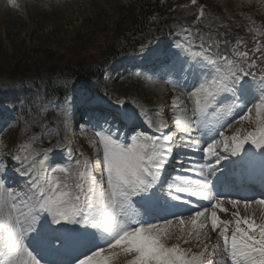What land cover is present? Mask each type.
I'll use <instances>...</instances> for the list:
<instances>
[{
    "label": "snow or ice",
    "instance_id": "1",
    "mask_svg": "<svg viewBox=\"0 0 264 264\" xmlns=\"http://www.w3.org/2000/svg\"><path fill=\"white\" fill-rule=\"evenodd\" d=\"M204 18L201 6L174 42L148 50L153 68L171 78L172 127L160 111L108 112L102 98L73 88L55 107L65 131L70 112L88 114L94 160L77 149L56 162L53 149L35 147L43 135L10 153L14 168L0 156V264H264V194L220 190L251 149L264 172V29L251 23L249 48L219 28L203 33ZM243 122L252 127L232 130ZM179 148L202 152L205 163L173 175Z\"/></svg>",
    "mask_w": 264,
    "mask_h": 264
},
{
    "label": "rangeland",
    "instance_id": "2",
    "mask_svg": "<svg viewBox=\"0 0 264 264\" xmlns=\"http://www.w3.org/2000/svg\"><path fill=\"white\" fill-rule=\"evenodd\" d=\"M149 1L153 0H18L20 7L16 9L8 5L7 0H0V82L5 83L0 86V112L6 113L4 118H0V148L7 146L6 154L15 152L28 137L43 135L35 147L53 149L54 156L50 158H55L54 161L77 155V149L86 158L95 159L89 143L93 131L88 124V114L83 109L74 114L70 112L65 131L63 117L55 107L56 101L64 100L72 93L64 99L52 101L40 96L29 109L25 103L22 106L21 103L9 102L8 90L20 88V85L36 80L40 75L41 78L57 76L74 80V70L85 68L87 64L98 69L103 63L99 62L101 58L127 49L118 37L132 25L139 5L142 7ZM201 6L205 18L204 23L197 27L203 33L209 31V26L213 31L219 28L227 32L234 43L237 24H244L248 29L254 21L264 29V0H197L196 5H191L190 0H169L158 14L145 22L146 28L136 40L164 34L165 27L172 30L185 27L195 19ZM221 25L225 27L220 28ZM178 35L164 34L161 39L153 37L144 50L129 51L121 56L103 69L102 79L98 81L95 78L88 92L102 98L100 107L105 111L115 112L120 107L113 102L127 101L124 109L139 112L143 107L149 115L160 111L172 126L173 107L178 105L172 101L175 94L172 84L166 83L170 77L157 78L162 72L153 68L154 61L148 50L156 49L161 42H174ZM138 72L142 75L137 76ZM7 76H11L9 83L4 80ZM155 81H158L157 85ZM73 88L77 93L81 91L79 87H71L70 90ZM12 105H15V111H12ZM167 106L170 114L168 110L163 112ZM140 123L145 131L152 134L153 130L143 124L142 119ZM241 124L252 126L247 122ZM238 126L239 123H233L232 130ZM226 134L230 135L231 130ZM42 144L47 145L40 147ZM7 158L11 160L9 155ZM15 176L18 182H23L17 173ZM256 211L258 213L259 209ZM226 217L231 218L229 215ZM114 264H124L123 257L117 258Z\"/></svg>",
    "mask_w": 264,
    "mask_h": 264
},
{
    "label": "trees",
    "instance_id": "3",
    "mask_svg": "<svg viewBox=\"0 0 264 264\" xmlns=\"http://www.w3.org/2000/svg\"><path fill=\"white\" fill-rule=\"evenodd\" d=\"M165 3H167V0H153L143 5L142 8L139 10V13L136 15V19H134L133 25H131L129 29L125 30L122 33L124 34L123 41L128 42L129 44H134L138 42L139 40H136V38L139 34L143 32L144 28H146V26L144 25L145 22L148 21L153 15H156ZM163 32L165 31L163 30ZM154 35L155 34L142 37L141 42L140 44H138V46L145 44L144 42H146L150 37ZM96 73L97 70L94 69V66L90 67L89 64H87L85 68L75 69L73 72V78L77 83L81 84L82 86H88L90 78ZM10 78V76H7L4 77V80H7L9 83ZM61 81L62 78L57 76H55L54 78L46 79L45 81L39 80V82H43L42 89L44 91V94L51 97L63 96L65 93L68 92V89L64 90L62 88ZM4 84L0 82V86Z\"/></svg>",
    "mask_w": 264,
    "mask_h": 264
},
{
    "label": "bare ground",
    "instance_id": "4",
    "mask_svg": "<svg viewBox=\"0 0 264 264\" xmlns=\"http://www.w3.org/2000/svg\"><path fill=\"white\" fill-rule=\"evenodd\" d=\"M152 48V47H151ZM147 50V49H146ZM147 53V52H146ZM145 54V53H144ZM150 58L152 59V57L150 56ZM153 60V59H152ZM163 76V75H162ZM158 78V77H157ZM156 78V79H157ZM170 79V78H169ZM158 82V81H157ZM157 82L155 81V85H157ZM173 91V90H172ZM167 96V95H166ZM172 96V95H171ZM172 106V105H171ZM162 108V107H161ZM165 110H167V107L165 108ZM169 114H170V111L168 110L167 111ZM169 127H172L169 123ZM261 155H260V152L258 153L257 155V158L255 160V165H254V169L257 170V172H260V173H264L262 172V166H261ZM241 214H244L243 210H241ZM221 215V214H220ZM222 217V216H221ZM214 236V234H212Z\"/></svg>",
    "mask_w": 264,
    "mask_h": 264
}]
</instances>
